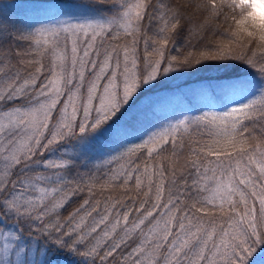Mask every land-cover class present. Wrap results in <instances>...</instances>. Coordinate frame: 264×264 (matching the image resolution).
<instances>
[{
  "label": "snow or ice",
  "instance_id": "6c2138e0",
  "mask_svg": "<svg viewBox=\"0 0 264 264\" xmlns=\"http://www.w3.org/2000/svg\"><path fill=\"white\" fill-rule=\"evenodd\" d=\"M97 2L103 19L19 30L0 5V264H55L56 249L89 264H264V83L199 115L163 116L176 100L148 95L208 62L264 81V28L238 0ZM206 29L221 39L198 46ZM106 131L121 150L87 171L61 148Z\"/></svg>",
  "mask_w": 264,
  "mask_h": 264
},
{
  "label": "trees",
  "instance_id": "16d2710c",
  "mask_svg": "<svg viewBox=\"0 0 264 264\" xmlns=\"http://www.w3.org/2000/svg\"><path fill=\"white\" fill-rule=\"evenodd\" d=\"M5 1L12 3L11 8L6 10V20L11 28L17 30L67 15L105 16L111 13L110 6L98 3L97 0H0V5ZM214 39L220 40L221 37L213 36L212 31L206 29L201 34V39L194 43L199 46V44ZM168 54H176V49H171ZM261 83L264 81L261 80L260 75L247 64L238 61L208 62L197 68L183 70L171 74L170 77H165L148 95L173 97L176 100V103L165 109L163 116H179L181 113L199 115L204 111L225 112L231 108L243 106L257 95V89ZM204 87L210 89V96L206 101H202L197 95V90ZM159 120V116L145 120L138 126V131L131 139L139 142L142 137L155 130L160 123ZM245 122L250 125L253 123L252 121ZM70 143L71 145L62 146H70L68 151L74 148L80 150L81 154L76 157V163L80 165L81 171H87L92 163L99 162L110 153L121 150V145L114 142L110 131L93 136L83 148L78 142ZM75 171L76 169H73V174ZM96 175L102 177L103 173H96ZM83 195L86 197L87 193ZM75 200L78 204L79 197ZM38 243L44 245L47 242ZM48 247L51 249L54 246L48 245ZM55 256L57 264H89L88 260L66 253L61 249L55 250Z\"/></svg>",
  "mask_w": 264,
  "mask_h": 264
},
{
  "label": "clouds",
  "instance_id": "9594fccd",
  "mask_svg": "<svg viewBox=\"0 0 264 264\" xmlns=\"http://www.w3.org/2000/svg\"><path fill=\"white\" fill-rule=\"evenodd\" d=\"M238 3L247 10L250 25L264 28V0H238Z\"/></svg>",
  "mask_w": 264,
  "mask_h": 264
},
{
  "label": "rangeland",
  "instance_id": "374dc122",
  "mask_svg": "<svg viewBox=\"0 0 264 264\" xmlns=\"http://www.w3.org/2000/svg\"><path fill=\"white\" fill-rule=\"evenodd\" d=\"M4 4H8V6L6 7V10L9 9V8H11V6H12V3L9 2V1H5L1 5H4ZM103 18H104V16H100V15H95V16H68L67 15V16H62V17L55 18V19H72L74 21H82V20H85V19H92V20H94V19H103ZM67 145H71V143H69ZM69 147L70 146H64V147L61 146V148L64 149V150H67ZM52 155L53 156H56V155H58V153H53ZM55 264H57V263L55 262Z\"/></svg>",
  "mask_w": 264,
  "mask_h": 264
}]
</instances>
